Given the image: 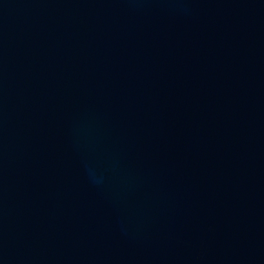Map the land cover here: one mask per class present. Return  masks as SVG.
I'll return each instance as SVG.
<instances>
[{"label":"water","instance_id":"water-1","mask_svg":"<svg viewBox=\"0 0 264 264\" xmlns=\"http://www.w3.org/2000/svg\"><path fill=\"white\" fill-rule=\"evenodd\" d=\"M0 264H264V0H0Z\"/></svg>","mask_w":264,"mask_h":264}]
</instances>
